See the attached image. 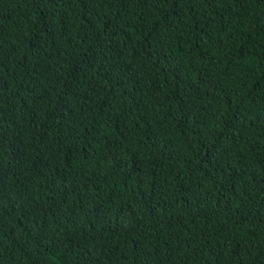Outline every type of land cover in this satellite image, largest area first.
Instances as JSON below:
<instances>
[{
    "label": "trees",
    "instance_id": "trees-1",
    "mask_svg": "<svg viewBox=\"0 0 264 264\" xmlns=\"http://www.w3.org/2000/svg\"><path fill=\"white\" fill-rule=\"evenodd\" d=\"M0 264H264V0H0Z\"/></svg>",
    "mask_w": 264,
    "mask_h": 264
}]
</instances>
